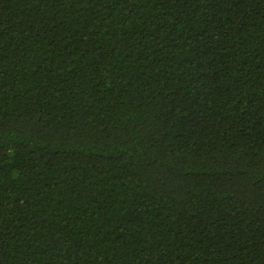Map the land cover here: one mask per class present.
Masks as SVG:
<instances>
[{"label": "trees", "instance_id": "16d2710c", "mask_svg": "<svg viewBox=\"0 0 264 264\" xmlns=\"http://www.w3.org/2000/svg\"><path fill=\"white\" fill-rule=\"evenodd\" d=\"M0 264H264V0H0Z\"/></svg>", "mask_w": 264, "mask_h": 264}]
</instances>
